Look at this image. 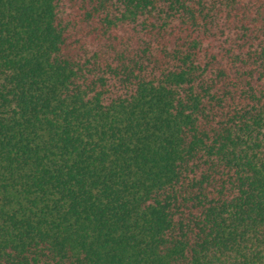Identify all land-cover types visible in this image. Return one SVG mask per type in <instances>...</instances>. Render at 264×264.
Here are the masks:
<instances>
[{
	"label": "trees",
	"instance_id": "16d2710c",
	"mask_svg": "<svg viewBox=\"0 0 264 264\" xmlns=\"http://www.w3.org/2000/svg\"><path fill=\"white\" fill-rule=\"evenodd\" d=\"M0 264H264V0H0Z\"/></svg>",
	"mask_w": 264,
	"mask_h": 264
}]
</instances>
